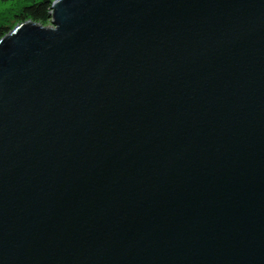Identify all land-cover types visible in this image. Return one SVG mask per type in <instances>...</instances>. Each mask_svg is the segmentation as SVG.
Wrapping results in <instances>:
<instances>
[{"label":"water","instance_id":"water-1","mask_svg":"<svg viewBox=\"0 0 264 264\" xmlns=\"http://www.w3.org/2000/svg\"><path fill=\"white\" fill-rule=\"evenodd\" d=\"M0 37V264H264V0H53Z\"/></svg>","mask_w":264,"mask_h":264},{"label":"trees","instance_id":"trees-1","mask_svg":"<svg viewBox=\"0 0 264 264\" xmlns=\"http://www.w3.org/2000/svg\"><path fill=\"white\" fill-rule=\"evenodd\" d=\"M3 1V0H0ZM51 4V0H38L32 1L27 5H23L21 8L17 20L24 21L29 19L32 22L45 23L48 20V10ZM7 32L5 27L0 26V37Z\"/></svg>","mask_w":264,"mask_h":264},{"label":"rangeland","instance_id":"rangeland-1","mask_svg":"<svg viewBox=\"0 0 264 264\" xmlns=\"http://www.w3.org/2000/svg\"><path fill=\"white\" fill-rule=\"evenodd\" d=\"M32 1L38 0H3L0 1V26L5 27L7 31L11 29L13 26L23 22L21 20H17V16L23 7V5H27ZM53 1V0H51ZM24 21H29L26 19ZM42 26L50 25L49 20L45 23L41 24Z\"/></svg>","mask_w":264,"mask_h":264}]
</instances>
